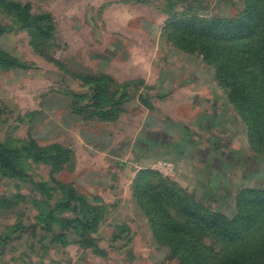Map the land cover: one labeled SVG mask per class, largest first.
<instances>
[{"label": "rangeland", "instance_id": "1", "mask_svg": "<svg viewBox=\"0 0 264 264\" xmlns=\"http://www.w3.org/2000/svg\"><path fill=\"white\" fill-rule=\"evenodd\" d=\"M245 7L0 0V264H264L263 228L222 241L185 211L264 190L257 43L200 32Z\"/></svg>", "mask_w": 264, "mask_h": 264}, {"label": "trees", "instance_id": "2", "mask_svg": "<svg viewBox=\"0 0 264 264\" xmlns=\"http://www.w3.org/2000/svg\"><path fill=\"white\" fill-rule=\"evenodd\" d=\"M245 1L246 7L243 8L240 16L234 19L216 20L215 22L209 23L210 26L207 30H204L205 32H203V30H200V32L203 36H205V39H209L208 35L210 36V33H212V35L214 32L226 33L228 35V37H226L227 40L224 39L223 41L222 39L221 42H233L234 47L232 48V51L235 53L241 52L240 54L242 55H245L246 51L251 49L250 43L255 41L257 43L255 57L259 61L260 74L264 79V0ZM217 25H222V27ZM224 25L230 29L226 28ZM185 28H190V26ZM192 28L197 30V27H191L189 31L186 32L188 34L194 33L192 32ZM227 60L228 62H232L230 54H227ZM240 67L241 66L239 65V70L235 65L231 67V71H234L235 69L232 75L234 77L237 76V79L238 74L241 72ZM241 74L240 78L242 77ZM240 82L241 80L239 81L238 79L237 87H239V92H241L240 98L242 100L250 101L252 99V96L250 97V95H253L252 93L254 92L253 86L243 81L241 83ZM261 95L263 102L261 110L264 111V86ZM258 118L261 119L260 116ZM259 119L257 120L258 125L259 127H262L264 125V120L261 121ZM257 149L259 148L254 147V152H259L260 149ZM7 165L9 164L7 163ZM240 197L242 198V206L239 205L238 213L231 219L220 213L208 212L205 215L204 213H200L198 209H196L195 206L190 203L187 204L185 211L189 217L199 220L201 226L206 231L211 232L216 238H219L222 241L228 240L239 242L240 240H244L262 228L263 231L259 238L260 240H264V190L246 189L241 193ZM193 203L197 204L196 202ZM190 247L192 250L189 249V251L196 255L197 258L203 255L199 242L192 241L190 243ZM259 252L264 253V243Z\"/></svg>", "mask_w": 264, "mask_h": 264}]
</instances>
